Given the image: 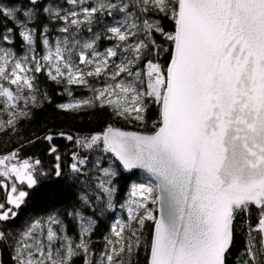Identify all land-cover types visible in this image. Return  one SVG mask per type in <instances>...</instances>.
Here are the masks:
<instances>
[{
	"label": "water",
	"instance_id": "95a60500",
	"mask_svg": "<svg viewBox=\"0 0 264 264\" xmlns=\"http://www.w3.org/2000/svg\"><path fill=\"white\" fill-rule=\"evenodd\" d=\"M178 1L160 127L103 141L157 183L148 264H225L234 208L264 204V0Z\"/></svg>",
	"mask_w": 264,
	"mask_h": 264
},
{
	"label": "trees",
	"instance_id": "16d2710c",
	"mask_svg": "<svg viewBox=\"0 0 264 264\" xmlns=\"http://www.w3.org/2000/svg\"><path fill=\"white\" fill-rule=\"evenodd\" d=\"M48 4L66 6V0H0V43L10 44L21 53L25 40L21 21L33 27L35 41L41 48L45 28L54 22L46 10ZM4 7L14 8L10 15ZM139 10L143 20H156L164 33L175 35L176 17L141 2ZM113 11L100 16L99 28L107 23ZM99 19V18H98ZM141 60L144 68L150 67L155 76L164 78L161 91L154 90L147 99L144 119L120 117L106 104L67 109L61 106L67 100L63 86L51 79L45 69L35 74L36 102L29 111L14 123L0 129V158L25 164L34 179L33 184L15 180L18 190L25 194L20 205L11 204V181L0 176V248L3 264H15L18 248L23 241L31 243L38 233V221L57 216L67 232L78 237V216L89 218L92 229L87 237V256L78 254L68 264H97L105 239L117 215L119 205L129 195L131 184L141 180L142 172H127L106 150L102 133L109 127L155 132L161 125L162 97L166 87V69L172 57L174 37L165 38L152 30L146 40ZM151 73V74H152ZM115 164L116 191L114 202L109 204L106 194L98 186L100 166ZM8 210L6 215L4 213ZM264 217V204L260 208L249 205L236 209L233 217V240L226 254L225 264H264V252L259 221ZM155 219L144 220L139 226L137 241L128 264H148ZM252 231V233H251ZM253 235L254 255L249 251V237Z\"/></svg>",
	"mask_w": 264,
	"mask_h": 264
},
{
	"label": "rangeland",
	"instance_id": "374dc122",
	"mask_svg": "<svg viewBox=\"0 0 264 264\" xmlns=\"http://www.w3.org/2000/svg\"><path fill=\"white\" fill-rule=\"evenodd\" d=\"M66 2L64 7L47 5L54 24L45 28L41 48L35 41L28 12H25L27 20L20 22L25 40L23 51L18 53L12 45L0 43V129L25 115L29 106L36 102L35 74L42 69L63 86L67 100L62 107L78 109L96 103L106 104L116 115L127 119L143 120L150 93L164 87V78L155 76L150 67L144 68L141 60L152 30L168 39L175 35L164 33L156 20H143L139 5L144 2L177 17L178 0ZM4 9L14 15V8ZM114 10L120 14L112 15L99 28L100 16L111 15ZM141 172V180L131 184L127 199L118 207L97 264H128L141 222L157 217V183L151 175ZM116 174L117 166L109 163L100 166L97 176L98 186L110 205L114 202ZM1 175L11 181L9 195L15 200H21L25 194L17 189L15 180L34 183L25 164L18 167L4 158H0ZM248 206L235 207L234 213ZM38 225L34 240L31 243L23 241L19 246L15 264H68L78 254L86 255L88 263L87 237L93 226L89 218L78 216V237L70 235L54 215L40 219ZM249 251L253 256L252 234Z\"/></svg>",
	"mask_w": 264,
	"mask_h": 264
},
{
	"label": "built area",
	"instance_id": "2783aa9c",
	"mask_svg": "<svg viewBox=\"0 0 264 264\" xmlns=\"http://www.w3.org/2000/svg\"><path fill=\"white\" fill-rule=\"evenodd\" d=\"M104 133V132H103ZM103 133H102V139H103ZM104 142V141H103ZM105 144V143H104ZM105 148H106V150H107V147H106V145H105ZM108 151V150H107ZM109 152V151H108Z\"/></svg>",
	"mask_w": 264,
	"mask_h": 264
},
{
	"label": "bare ground",
	"instance_id": "6f19581e",
	"mask_svg": "<svg viewBox=\"0 0 264 264\" xmlns=\"http://www.w3.org/2000/svg\"><path fill=\"white\" fill-rule=\"evenodd\" d=\"M103 141V140H102Z\"/></svg>",
	"mask_w": 264,
	"mask_h": 264
}]
</instances>
